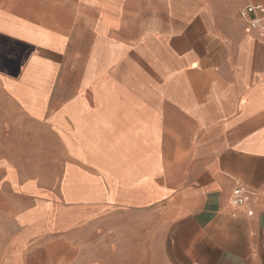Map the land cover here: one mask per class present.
I'll return each instance as SVG.
<instances>
[{"label":"crops","instance_id":"1","mask_svg":"<svg viewBox=\"0 0 264 264\" xmlns=\"http://www.w3.org/2000/svg\"><path fill=\"white\" fill-rule=\"evenodd\" d=\"M250 4L0 0V264H264Z\"/></svg>","mask_w":264,"mask_h":264},{"label":"built area","instance_id":"2","mask_svg":"<svg viewBox=\"0 0 264 264\" xmlns=\"http://www.w3.org/2000/svg\"><path fill=\"white\" fill-rule=\"evenodd\" d=\"M240 17L247 23L249 28H261L264 32V6L260 4H250L239 12ZM253 195L243 187L233 189L229 204L233 211L242 210L247 217L252 216L251 205Z\"/></svg>","mask_w":264,"mask_h":264},{"label":"rangeland","instance_id":"3","mask_svg":"<svg viewBox=\"0 0 264 264\" xmlns=\"http://www.w3.org/2000/svg\"><path fill=\"white\" fill-rule=\"evenodd\" d=\"M59 250H61L62 249V247H59L58 248ZM61 252V251H60ZM63 252V251H62ZM79 262L78 261H74V262H71V264H78ZM81 264V263H80Z\"/></svg>","mask_w":264,"mask_h":264}]
</instances>
